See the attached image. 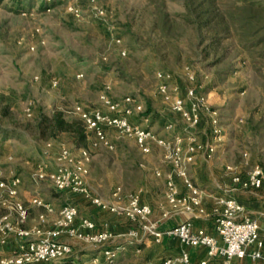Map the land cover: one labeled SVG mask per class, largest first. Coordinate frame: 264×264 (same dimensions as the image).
<instances>
[{
  "label": "rangeland",
  "instance_id": "374dc122",
  "mask_svg": "<svg viewBox=\"0 0 264 264\" xmlns=\"http://www.w3.org/2000/svg\"><path fill=\"white\" fill-rule=\"evenodd\" d=\"M234 1L218 0L226 10ZM185 15V0H0V164L5 176L13 169L30 198L39 195L58 210L76 204L69 193L33 179V163L42 160L50 140L40 138L37 127L42 117L58 111L76 117V103L101 107L103 92L117 101L137 97L144 110L133 118L158 135L185 131V121L158 91L159 69L171 75L181 96L191 88L206 95L210 109L203 115L216 112L234 147L229 163L242 174L255 165L264 167V56L244 51L234 39L217 49L209 46L208 36L201 41ZM107 133L115 149L91 151L98 172L106 161L133 165L138 150L131 138L115 129ZM63 139L78 151L67 136ZM152 154L157 165H167L161 149ZM149 238H113L109 246L119 249L114 264H162L165 251ZM70 243L76 264H92L95 257L97 264H106L99 247ZM20 244L9 237L0 251L11 252Z\"/></svg>",
  "mask_w": 264,
  "mask_h": 264
},
{
  "label": "built area",
  "instance_id": "2783aa9c",
  "mask_svg": "<svg viewBox=\"0 0 264 264\" xmlns=\"http://www.w3.org/2000/svg\"><path fill=\"white\" fill-rule=\"evenodd\" d=\"M120 42V40H117ZM125 54V51H123ZM82 74H78L81 77ZM157 88L174 113H178L186 123L185 131L171 136H161L151 128L143 126L134 119L135 114L143 112V103L135 96L129 95L120 101L113 100L107 92L100 96L102 106L88 108L81 103L73 106V114L81 119L88 131V146L75 152L64 145L51 160H41L32 174L35 181H46L59 193H70L83 196L102 211L124 215L132 227L125 235L130 240H138L144 235L152 236L161 243L163 235L177 237L186 247H205L209 258L200 264H235L234 261L261 257L260 223L244 215V206L233 196H217L219 210L214 215L215 229L219 236L208 233L203 228H195L192 219H186L165 233L158 231L151 222L153 207L142 203L140 195L134 192L126 194L127 205L120 207L100 197L93 196L88 186L89 165L92 160L91 151L100 145L110 146L107 129H115L120 135L131 138L143 154H149L152 146L161 147L164 161L171 165L172 171L166 179V199L170 213H189L200 215L205 212L202 205L203 190L192 182L188 173V165L194 156L203 153L206 159L215 160L224 147L225 134L215 111L210 114V138L200 142L197 128L201 123L204 111L210 106L205 94L191 88L185 97L181 96L178 87L171 84V75L163 70L155 72ZM53 86L57 81L52 82ZM148 122V117L144 119ZM168 125L167 128H172ZM170 135V133H169ZM227 172L232 175L233 183L241 189H259L264 187V167L253 166L245 175L240 174L233 165H228ZM5 176L0 164V246L8 243L12 237L20 241L16 251L1 252L0 264H76L75 250L70 240L82 241L95 248L106 264H114L119 249L109 246L114 233L108 224L98 230L97 223L89 217L81 216L79 207L74 203H66L59 210L39 195L32 196L27 205L20 196L22 177L13 169ZM157 176L162 173L157 170ZM181 178L188 188L186 194H180L176 178ZM122 187L112 192L114 199H119ZM31 207L41 209L35 223L26 226ZM256 244L258 250L249 253L248 247ZM95 257L92 264H97ZM190 255L183 250L177 257H169L162 264H190Z\"/></svg>",
  "mask_w": 264,
  "mask_h": 264
},
{
  "label": "crops",
  "instance_id": "0c3cea01",
  "mask_svg": "<svg viewBox=\"0 0 264 264\" xmlns=\"http://www.w3.org/2000/svg\"><path fill=\"white\" fill-rule=\"evenodd\" d=\"M64 136L66 135L61 134L46 142V146L49 147V149L43 150L44 153L42 155V160L53 159L59 149L66 145L63 139ZM197 137L200 142H207L210 138V118L205 115H203L201 123L197 128ZM225 137V142L227 143H224V147H226H223V150L221 149L219 156L215 160H208L203 153H198L194 156L193 161L188 165V173L192 182L204 192L202 205L205 212L203 214L192 215L189 213L179 212L170 213L169 215L165 214L166 211L170 210L166 199V179L171 173L172 167L168 164L157 165L152 151L154 148H159L163 151L161 147L153 145L151 153L143 154L133 139L131 140L134 142L138 150V160L135 161L133 165H109V161H106L107 163H105L103 168H100L98 172L95 165L96 158L93 159L92 157L89 165L90 172L87 179L91 194L112 202L120 207H124L127 205L126 194L128 192L138 193L142 203L149 204L153 207L151 222L156 225L158 231L165 233L178 223L186 219H192L195 228H203L208 233H211L218 238L219 236L215 229L214 215L219 210L220 206L215 197L222 195L233 196L244 206L245 216L259 221L261 229L260 239L263 242L262 248L259 249L261 257L252 258L248 255L244 259L235 260L234 263L264 264V187L259 189H241L235 186L232 180V175L227 172L226 167L228 165H233L240 174H242V171L238 165L228 162L233 157V153L231 151L234 147L232 145H228V138L227 136ZM107 138L110 146L102 144L97 148H93L94 151L99 152L102 148L113 151L115 146L108 137V133ZM68 140H70L69 137ZM69 145L72 146V143H69ZM227 145L231 147H228ZM40 161L33 163V165H38ZM25 163H29V161H26ZM157 170L162 173L161 176L156 175ZM176 184L180 194H186L188 192V188L181 178H176ZM24 186L25 185L23 183L20 186V196L24 202L29 205L30 196L26 191H24ZM118 186L122 187V192L120 198L116 200L112 197V192ZM69 195L79 207L81 216L89 217L94 220L97 223L98 230H100L103 225L108 224L115 235V239L125 237L129 229L132 227L131 223L124 215L102 211L100 208L93 205L89 199L83 196L70 193ZM40 212V208L31 207L30 217L26 226L29 227L33 225ZM149 239H153V237L150 236ZM154 244L160 246L162 250L165 251V259L169 257H177L183 250H186L189 253L191 261L190 264H200L201 261L209 258L207 253L208 251L205 247H186L177 237L169 236L167 234L163 235L161 243L154 241ZM16 250L17 249H12L11 251ZM256 250H258L256 244L249 246L247 249L249 253ZM1 252L4 251L1 250L0 253Z\"/></svg>",
  "mask_w": 264,
  "mask_h": 264
},
{
  "label": "trees",
  "instance_id": "16d2710c",
  "mask_svg": "<svg viewBox=\"0 0 264 264\" xmlns=\"http://www.w3.org/2000/svg\"><path fill=\"white\" fill-rule=\"evenodd\" d=\"M185 6V20L197 28L201 41L208 36L209 46L217 49L223 41L234 39L244 51L264 56V0H235L231 10L223 9L218 0H185ZM37 130L42 139L65 134L74 149L88 146L84 122L62 111L42 117Z\"/></svg>",
  "mask_w": 264,
  "mask_h": 264
}]
</instances>
